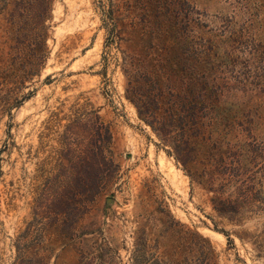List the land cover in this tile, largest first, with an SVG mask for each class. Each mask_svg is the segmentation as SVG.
Here are the masks:
<instances>
[{
  "label": "rangeland",
  "instance_id": "374dc122",
  "mask_svg": "<svg viewBox=\"0 0 264 264\" xmlns=\"http://www.w3.org/2000/svg\"><path fill=\"white\" fill-rule=\"evenodd\" d=\"M14 1L0 0V264H196L201 238L217 264H264V0H54L34 74L39 29L17 31L29 0ZM132 53L176 92L193 67L219 86L206 130L227 139L210 189L126 99Z\"/></svg>",
  "mask_w": 264,
  "mask_h": 264
},
{
  "label": "trees",
  "instance_id": "16d2710c",
  "mask_svg": "<svg viewBox=\"0 0 264 264\" xmlns=\"http://www.w3.org/2000/svg\"><path fill=\"white\" fill-rule=\"evenodd\" d=\"M53 1L29 0L26 3L27 14L19 15L20 19L23 17L26 19L23 18L24 22L20 23H26L24 27L18 28V32L20 30L25 32V25H30L31 22L39 29L30 44V57L25 59L24 67L29 69L24 70L25 74L26 72L34 74L46 57L48 32L45 23L50 19ZM14 5L19 8V0H15ZM118 39V32L112 28L108 34L106 48L113 46ZM123 61L122 67L127 81L126 99L136 107L139 118L152 128L165 145L171 147L169 154L174 156L178 166L188 175L191 184L210 189L208 187L209 183L211 184L210 180L211 178L215 180L223 162L222 144L227 139L215 138L216 129L209 132L206 130V117L217 111L219 99V86L216 85L212 74L207 73L204 68L193 67L190 70L188 90L184 93L176 92L172 73L156 65L155 60L140 58L132 53ZM32 96L33 92L28 94L25 100ZM12 97H5L2 101L9 111L13 106L12 101H16L13 103L17 106L21 104ZM209 140L212 144L208 148ZM227 144L230 145L231 141ZM208 174L210 180L207 179ZM236 203L234 213H243L239 212V205ZM240 207H248L249 210L246 209L244 212L257 213L252 210L249 198L243 201ZM201 239L205 243L204 246H193L196 264H217L215 251L210 242Z\"/></svg>",
  "mask_w": 264,
  "mask_h": 264
}]
</instances>
